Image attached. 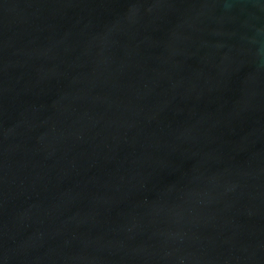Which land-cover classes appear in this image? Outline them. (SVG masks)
I'll list each match as a JSON object with an SVG mask.
<instances>
[{"label": "water", "instance_id": "95a60500", "mask_svg": "<svg viewBox=\"0 0 264 264\" xmlns=\"http://www.w3.org/2000/svg\"><path fill=\"white\" fill-rule=\"evenodd\" d=\"M0 264H264V0H0Z\"/></svg>", "mask_w": 264, "mask_h": 264}]
</instances>
